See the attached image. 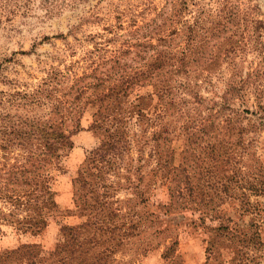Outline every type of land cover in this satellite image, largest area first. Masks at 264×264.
<instances>
[{
    "label": "rangeland",
    "instance_id": "obj_1",
    "mask_svg": "<svg viewBox=\"0 0 264 264\" xmlns=\"http://www.w3.org/2000/svg\"><path fill=\"white\" fill-rule=\"evenodd\" d=\"M179 8L170 46H182L186 22L197 20L203 48L192 70L227 48L210 72L194 73L199 102L151 107L156 125L134 126L127 149L94 168L87 157L103 133L91 128L96 107L84 97L81 128L52 182L57 208L37 234L0 223V256L23 243L48 254L62 225L95 220L114 231V263L165 264L176 242L171 264H264V0ZM171 10L172 0H0V96L32 90L52 69L70 78L139 66L153 51L138 44L166 33ZM12 106L2 111L24 113Z\"/></svg>",
    "mask_w": 264,
    "mask_h": 264
},
{
    "label": "trees",
    "instance_id": "obj_2",
    "mask_svg": "<svg viewBox=\"0 0 264 264\" xmlns=\"http://www.w3.org/2000/svg\"><path fill=\"white\" fill-rule=\"evenodd\" d=\"M189 1L172 0L166 33L151 38L154 43L148 38L138 44L153 51L139 66L120 70L117 65L112 67L113 72L97 75L92 71L70 78L52 69L32 90H15L8 95L11 99L0 96V223L31 234L47 226L50 214L57 208L52 182L56 171L62 169V158L73 148V134L81 128L84 97L85 102L96 107L91 128L103 133L101 143L87 157L89 167L94 168L127 149L136 134L134 126L146 124L145 133L147 127L156 125L148 111L151 107L164 111L168 106L190 109L187 104L194 103L190 98L199 102L194 73L210 72L213 63L224 59L227 48L223 52L219 49L221 54L207 59L199 71L192 70L190 66L203 48L197 40V20L186 22L182 46H170V36L179 32V4ZM115 63H119L117 58ZM87 76L91 80L84 82ZM145 87L150 90L141 92ZM5 102L24 113L3 112ZM28 107L44 111L33 113ZM190 114L187 110L183 127L193 135ZM152 134L157 135L155 131ZM161 134L162 131L158 136ZM113 233L95 220L62 225L60 239L48 254L38 244L23 243L6 250L0 264H118L114 263ZM175 243L163 254L165 264L174 261Z\"/></svg>",
    "mask_w": 264,
    "mask_h": 264
}]
</instances>
